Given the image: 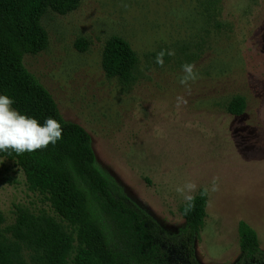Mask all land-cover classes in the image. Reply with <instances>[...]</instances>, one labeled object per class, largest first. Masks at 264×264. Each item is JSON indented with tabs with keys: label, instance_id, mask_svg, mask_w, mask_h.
<instances>
[{
	"label": "rangeland",
	"instance_id": "obj_1",
	"mask_svg": "<svg viewBox=\"0 0 264 264\" xmlns=\"http://www.w3.org/2000/svg\"><path fill=\"white\" fill-rule=\"evenodd\" d=\"M40 21L47 47L26 54L24 65L63 117L87 130L97 163L125 194L176 233L184 224L176 187L192 181L195 195L218 177L197 261L237 264L240 221L264 251V0H81L65 15L47 10ZM113 35L137 57L127 83L102 67ZM79 38L84 51L75 46ZM162 50L163 66L156 62ZM184 63L198 74L190 90L179 82ZM178 95L187 103L178 106ZM234 96L245 99L240 115L227 111ZM18 207L48 210L21 169L0 159V230Z\"/></svg>",
	"mask_w": 264,
	"mask_h": 264
},
{
	"label": "trees",
	"instance_id": "obj_2",
	"mask_svg": "<svg viewBox=\"0 0 264 264\" xmlns=\"http://www.w3.org/2000/svg\"><path fill=\"white\" fill-rule=\"evenodd\" d=\"M80 1L0 0V95L12 98V107L22 114L41 124L53 117L63 129L62 139L46 148L23 154L0 151V159L19 167L28 189L48 207L17 208L14 222L0 230V264H200L195 243L207 196L199 190L187 215L183 204V226L168 233L100 167L90 134L63 117L51 93L24 65L26 54L47 47L43 14L50 9L65 15ZM75 46L84 51L86 42L79 38ZM136 65V54L124 38L113 35L106 41L102 67L108 77L127 83ZM245 106L244 97L234 96L227 111L240 115ZM237 233V264H264L256 231L240 221Z\"/></svg>",
	"mask_w": 264,
	"mask_h": 264
},
{
	"label": "clouds",
	"instance_id": "obj_3",
	"mask_svg": "<svg viewBox=\"0 0 264 264\" xmlns=\"http://www.w3.org/2000/svg\"><path fill=\"white\" fill-rule=\"evenodd\" d=\"M127 7V5H124ZM168 55H175L174 50L167 51ZM165 51L162 50L157 54L156 62L163 66V56ZM182 75L179 79L181 85L190 90V81L197 79L195 65L192 63H184L182 65ZM177 105L186 104L187 100L184 96L176 97ZM13 99L7 95H0V151L11 149L17 154L25 152H34L36 150L46 148L50 143L55 144L62 139L61 123L53 117H47L41 124L35 117L22 114L12 107ZM218 177H213L211 186H203L200 189V196H208L210 193L219 191ZM184 201V214L187 215L195 207V195L197 184L187 181L182 186L176 187Z\"/></svg>",
	"mask_w": 264,
	"mask_h": 264
}]
</instances>
